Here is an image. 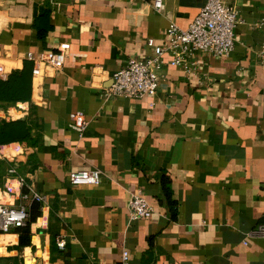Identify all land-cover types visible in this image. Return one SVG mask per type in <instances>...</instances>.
<instances>
[{"label": "crops", "instance_id": "crops-1", "mask_svg": "<svg viewBox=\"0 0 264 264\" xmlns=\"http://www.w3.org/2000/svg\"><path fill=\"white\" fill-rule=\"evenodd\" d=\"M152 1L0 0V64L8 74L25 61L31 69L26 53L38 58L68 44L53 75L33 87L29 72L27 99L0 102L1 119L28 127L24 140L0 145V203L15 202L19 176L45 197L29 245L15 248L14 229L0 232L1 257L21 264H264L262 239L247 236L264 225V0H222L237 10L228 55L195 51L186 69L169 64L165 52L153 95H109L113 71L128 57L152 54L146 39L161 44L170 22L185 28L205 2L161 0L155 11ZM72 111L86 120L81 136L69 126ZM91 168L100 171L97 184L68 183L69 171ZM135 192L151 206L149 217H129Z\"/></svg>", "mask_w": 264, "mask_h": 264}, {"label": "built area", "instance_id": "built-area-1", "mask_svg": "<svg viewBox=\"0 0 264 264\" xmlns=\"http://www.w3.org/2000/svg\"><path fill=\"white\" fill-rule=\"evenodd\" d=\"M53 3L54 0H40ZM82 1V0H70ZM161 0H153L152 8L161 10ZM237 22V10L234 6L227 5L222 0H205L196 15L185 28H180L170 22L163 31V41L155 44L153 39H146V45L152 49V54L140 60L128 57L124 64L111 73V83L107 88L109 95L138 98L151 96L157 86L156 69L162 63L161 56L168 52L171 55L169 64L181 65L186 68L185 58L195 51H202L211 56H226L233 45V28ZM67 43H59L55 49L44 52L38 58L30 53L25 54V59L32 62L30 77L32 86L36 80L44 76H51L57 72L63 63ZM7 69L0 64V79L7 77ZM68 121L71 129L81 136L86 126V120L79 111L68 113ZM15 173L13 167L7 169V174ZM70 185L97 184L100 181V171L94 168L77 169L67 173ZM18 192L15 202L0 203V232H7L24 224L28 217L27 204L35 201L44 202L45 197L26 185L24 178H16ZM126 207L131 219L147 218L152 213L151 206L139 192L130 194ZM247 236L262 239L264 247V225L257 224ZM55 245L62 249L64 241L61 237L55 239ZM127 254L121 253V260L125 261Z\"/></svg>", "mask_w": 264, "mask_h": 264}, {"label": "trees", "instance_id": "trees-1", "mask_svg": "<svg viewBox=\"0 0 264 264\" xmlns=\"http://www.w3.org/2000/svg\"><path fill=\"white\" fill-rule=\"evenodd\" d=\"M29 72L30 67L25 61L20 70L11 71L5 79H0V102L12 103L27 99L29 95ZM27 134L28 127L23 120L5 121L0 118V145L22 141L27 138ZM160 183L165 203L169 207V216L172 218L174 209L172 208L173 203L169 199L167 181L164 177H161ZM27 210L28 217L24 224L14 229V232L17 234L15 248L29 245V225L39 215V203L31 201ZM1 261H10V264H21V262H18L20 260L16 256H0V263Z\"/></svg>", "mask_w": 264, "mask_h": 264}]
</instances>
